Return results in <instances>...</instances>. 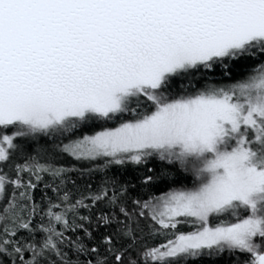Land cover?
Here are the masks:
<instances>
[{
    "label": "snow or ice",
    "instance_id": "snow-or-ice-1",
    "mask_svg": "<svg viewBox=\"0 0 264 264\" xmlns=\"http://www.w3.org/2000/svg\"><path fill=\"white\" fill-rule=\"evenodd\" d=\"M0 264H264V0H0Z\"/></svg>",
    "mask_w": 264,
    "mask_h": 264
},
{
    "label": "trees",
    "instance_id": "trees-1",
    "mask_svg": "<svg viewBox=\"0 0 264 264\" xmlns=\"http://www.w3.org/2000/svg\"><path fill=\"white\" fill-rule=\"evenodd\" d=\"M225 258H227V257H225Z\"/></svg>",
    "mask_w": 264,
    "mask_h": 264
}]
</instances>
